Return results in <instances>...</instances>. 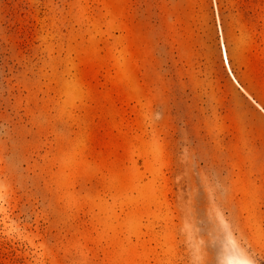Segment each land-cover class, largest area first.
<instances>
[{"label":"rangeland","instance_id":"rangeland-1","mask_svg":"<svg viewBox=\"0 0 264 264\" xmlns=\"http://www.w3.org/2000/svg\"><path fill=\"white\" fill-rule=\"evenodd\" d=\"M221 1L0 0V264H264V0Z\"/></svg>","mask_w":264,"mask_h":264},{"label":"bare ground","instance_id":"bare-ground-1","mask_svg":"<svg viewBox=\"0 0 264 264\" xmlns=\"http://www.w3.org/2000/svg\"><path fill=\"white\" fill-rule=\"evenodd\" d=\"M220 29H221V28H220ZM221 32H222V31H221ZM221 43H222V55H223V58L225 59L227 66H229L228 54H227V49H226V46H225V43H224L223 36H221ZM231 74H232V73H231ZM233 78H234V76H233ZM234 79H235V78H234Z\"/></svg>","mask_w":264,"mask_h":264},{"label":"trees","instance_id":"trees-1","mask_svg":"<svg viewBox=\"0 0 264 264\" xmlns=\"http://www.w3.org/2000/svg\"><path fill=\"white\" fill-rule=\"evenodd\" d=\"M218 5H219V11L221 13V18H222V23H223V27L224 26V18H223V15H224V6L222 5V1L221 0H218Z\"/></svg>","mask_w":264,"mask_h":264}]
</instances>
